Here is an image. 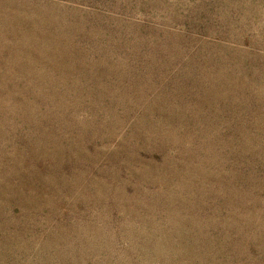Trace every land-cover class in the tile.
Returning <instances> with one entry per match:
<instances>
[{
    "label": "rangeland",
    "instance_id": "1",
    "mask_svg": "<svg viewBox=\"0 0 264 264\" xmlns=\"http://www.w3.org/2000/svg\"><path fill=\"white\" fill-rule=\"evenodd\" d=\"M0 264H264V0H0Z\"/></svg>",
    "mask_w": 264,
    "mask_h": 264
}]
</instances>
